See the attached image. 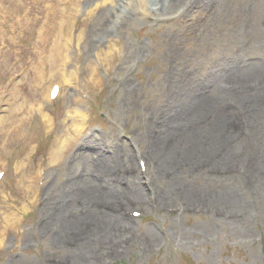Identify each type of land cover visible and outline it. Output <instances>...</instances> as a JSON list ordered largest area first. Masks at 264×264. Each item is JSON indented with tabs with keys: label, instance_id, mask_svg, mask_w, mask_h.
I'll list each match as a JSON object with an SVG mask.
<instances>
[{
	"label": "rangeland",
	"instance_id": "1",
	"mask_svg": "<svg viewBox=\"0 0 264 264\" xmlns=\"http://www.w3.org/2000/svg\"><path fill=\"white\" fill-rule=\"evenodd\" d=\"M120 1L129 2L115 28L121 58L111 71L105 70V62L99 63L101 80L87 89V81L95 78L91 68L95 54L107 50L106 29L115 20H108L111 1L0 0V167L8 168L0 182V226L9 212L14 213L1 232L0 264H264V171L252 162L255 184L245 186L242 177L247 154H252L250 140L234 142L227 150L231 160L226 162L219 150L225 143L214 131H207L203 138L210 147L208 163L181 169L179 180L166 189L181 192L171 197L162 196L167 181L148 165L146 154L148 133L154 128L148 132L150 122L169 112L180 90L207 84L216 93L233 69L264 60V0H211L194 17L190 11L184 14L182 6L188 0H145L144 4L112 0L111 7L119 8ZM60 7L72 31L68 45L72 63L67 58L72 65L66 66L60 99L49 105L45 95L51 79L45 87L31 83V78L37 66L47 74L52 69L59 72V64L51 66L55 61L50 60V42L48 54L39 52L38 32L48 12ZM80 32L82 39L77 41ZM70 70L77 72L78 81H68ZM229 99L225 105L229 106ZM74 111L82 113L77 125ZM43 114H47L44 119ZM246 114L247 123L238 112L224 115L222 123L228 128H234L235 121L242 127L233 131L234 139H251L258 132L251 127L258 126L255 115ZM25 115L32 118L27 130L20 126ZM69 126L81 127L77 137L70 136ZM10 134L15 135V143L9 152L4 140ZM199 135L192 130L194 138ZM58 141L62 147L56 149ZM136 151L143 155L144 169ZM195 153L191 151L188 160L197 157ZM105 155L117 159L125 178L99 177ZM40 167L45 168V179L36 190L33 181ZM236 169L238 173L231 172ZM96 185L99 193L88 195L87 189ZM114 186L120 192L113 191ZM226 196L235 201L230 203ZM130 198L138 200L143 218L126 219L100 210L105 202L127 204ZM87 203L105 220L100 236L111 241L108 250L109 241L98 240L79 250L78 239L65 232V216L82 222ZM167 206L179 211L168 214ZM110 219L116 222L105 225ZM91 228L94 225L85 229L83 238ZM82 252L78 261L67 262L68 255Z\"/></svg>",
	"mask_w": 264,
	"mask_h": 264
},
{
	"label": "bare ground",
	"instance_id": "2",
	"mask_svg": "<svg viewBox=\"0 0 264 264\" xmlns=\"http://www.w3.org/2000/svg\"><path fill=\"white\" fill-rule=\"evenodd\" d=\"M210 1L211 0H188V2H186L182 6L184 8V14L190 11L189 15L191 17H194L196 15L199 16V13H202L204 11V8L208 7L207 3H209ZM104 2H110L111 4L112 0H104ZM141 2L142 4H144L145 0H141ZM198 2H201L203 5L199 7ZM128 3L125 9L127 8ZM120 16L121 14L119 15V17ZM46 17L47 18L45 24L41 26L38 32L40 47L39 52H41V54H48L49 49L47 48V44L50 42L53 53V55H51L50 57V60L55 61V63L53 65L51 64V66L59 64L60 67H57L59 68V72L53 73L52 69L51 73L47 74V72L42 70V66H40V68L39 66H37L36 76L31 78V83L36 82L40 86L42 83V85L44 84L45 87L47 86L46 81L48 80L49 82L50 79H59L61 81H64L67 76L66 66H68L69 64L72 65L68 52L69 37L72 34V31L69 27L68 17L65 15V13H63V9L61 7L57 8L56 12L49 11ZM81 39L82 33L80 32L78 34L77 41H81ZM113 46H115V44H108L106 45L107 50L103 49L101 52H97L95 54V58L97 60L94 64H92V69H94V67L97 65V62L102 61L105 62V65H107L106 60L108 59L109 53H111L110 51L114 49ZM119 57L120 55L118 56L116 63L118 62ZM67 58L70 59L71 63ZM40 65L42 64L40 63ZM62 74L64 76H61ZM69 77L70 74H68V79ZM227 81L229 83H227L226 85ZM214 87H216V85ZM50 88L51 85L49 86V89ZM49 89H47L46 97H48ZM213 89V87L207 89L206 84L199 85L196 89L193 90L188 88L180 90V93L173 98L172 106L169 112H167V114H165V116L162 118H156L155 120H152L149 124L148 132L152 125L154 128H151L152 134L148 133L149 148L146 150V154L148 156V165L152 164L154 169L160 171L162 173V177L167 181V184L164 185L161 189L162 192H164L162 195L164 197H171L181 192V190L176 188L166 190L170 184L179 180L178 175H180L181 169H195V167L200 164L208 163V158L206 154H208V150H210V147L208 146L206 140H204L203 138L207 131L211 133L215 132L216 134H214L217 135L218 139L225 143L219 148V150L220 152H222L220 153L221 160L226 162L231 160V157H229V153L227 150L234 144V142L242 144L245 142L247 143L250 140L249 144L247 145L249 146L248 148H251L252 151L250 150V152H252V154L248 152L249 154H247L246 157L248 163L245 164V169L242 173V177H244L243 181H245V186L247 185V183L254 185L256 181L254 169L251 166L252 162L254 165H256L255 168H258L259 166L262 171H264V165H262L264 164V60L259 59V61L252 62L249 66L247 65L241 69H233L232 74L227 75L225 85H221L220 89L216 88V93H213ZM221 97H223V101H220ZM226 98H230L229 106L227 104H224V100ZM235 101H238V104ZM231 104L232 107L236 110H233V108L230 106ZM40 109L41 108H39L38 106V109L36 111L40 112ZM202 109L205 112V115L203 117H200ZM231 110L234 112H238V114L244 119L245 123H247L248 119V116L246 114L247 112L255 115L254 119L255 122H258V126L255 127L253 125L251 127L252 130H257L258 132L255 133V135H252L251 139L249 137L245 140H242V138V142H240V139H234L233 129L228 128L227 124L222 123L225 113L229 114ZM45 117H47V114L42 115L43 119ZM77 124H79V121L77 122ZM50 127L51 125H49L47 128ZM193 129L198 130L200 134L198 138H194L192 136ZM64 140L66 142V138H64ZM252 140H254L255 143ZM58 143L59 146H56ZM56 145V149L62 147V141H58ZM216 145L217 144H215V146ZM255 149L257 150V152ZM191 151H195V155H197V157H193L191 160H188L187 155ZM54 154L56 157L57 150H54ZM204 157L207 159H205ZM202 158L204 159L203 161ZM130 160L131 165L133 164V166H135L136 168L132 169L134 171H137L136 175L139 177L140 174L138 172L137 165L135 164L133 159ZM112 164H115V166L111 167ZM99 165H102L100 173H98L99 177H102L105 180H111L114 178H125V176H123L124 174L120 172L117 159L112 158L111 155H105L101 164ZM183 165H185V167H183ZM180 183L181 182H178L177 185L181 186L182 184ZM142 190L143 192H145L143 188ZM199 190L200 193L203 192L202 189ZM87 191L89 192L88 195L96 194L99 193L100 188L96 185L94 187L88 188ZM113 191L120 192L118 186H114ZM135 191L137 192V190ZM226 198L228 199V201H230V203L235 201L234 198L228 196H226ZM147 203L150 205L149 200L147 201ZM100 210L103 212L105 211L108 214L112 213L104 209ZM94 211L95 210H92L89 206V203H87L85 205V212L81 216L83 217L82 222L80 223L76 222L77 219H75L76 217L73 215L65 216V232L69 234L68 237H70L72 240L75 241V239H78V242L80 243L79 250H81V248L83 250L89 249V245L92 244V242L95 240L100 241V243L103 241H109V244L107 245V250L111 245L110 240H106L102 236H100V233L103 232L102 223L105 222V220L103 219V216L98 215L99 212ZM13 216L14 213L9 212V215L7 217H4V226L2 229H0V241L1 238L4 236L1 235V232H5L4 229L7 228V224H9L13 220H9L8 218H13ZM115 222V219H110L106 221L105 225H111ZM90 225H94V228H91V230L87 233V236L83 238V235L85 234V229ZM100 243L98 244L99 246ZM110 252L112 251L110 250ZM82 254L83 252L77 255H68L67 262H73L75 260L78 261V257H80V255Z\"/></svg>",
	"mask_w": 264,
	"mask_h": 264
}]
</instances>
